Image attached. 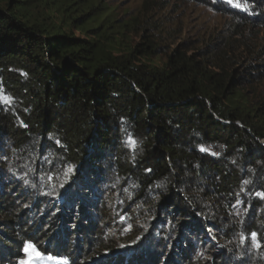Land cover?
Returning <instances> with one entry per match:
<instances>
[{"label": "trees", "instance_id": "16d2710c", "mask_svg": "<svg viewBox=\"0 0 264 264\" xmlns=\"http://www.w3.org/2000/svg\"><path fill=\"white\" fill-rule=\"evenodd\" d=\"M15 2L0 8V264L27 242L75 264H264V103L242 104L264 84V37L243 35H264V0H227L232 33L162 66L148 2L129 23L144 43L121 55L109 18L72 3L48 25V0Z\"/></svg>", "mask_w": 264, "mask_h": 264}, {"label": "rangeland", "instance_id": "374dc122", "mask_svg": "<svg viewBox=\"0 0 264 264\" xmlns=\"http://www.w3.org/2000/svg\"><path fill=\"white\" fill-rule=\"evenodd\" d=\"M146 2L156 12L154 18H159V21L164 24L163 27L169 31L168 39H163L158 43L162 49L157 50L156 55H159L158 57L156 55L153 56L155 65H164L163 57L165 56L161 57V55L172 52L183 43H188L193 49L198 51L205 49L207 44L213 39H218L217 41H219L233 31L234 23L232 20L227 14L218 10L221 7L227 10V0H48L50 11L47 17L51 15L52 19L48 20L47 24L55 22L60 25L65 19L60 9H64L65 6H69L72 3H75V6L71 8L73 12L79 11L82 13L84 11L83 20L85 21L94 15H99L102 20L111 18L110 22L109 19L107 20L109 25H114V30L110 34H113L117 41L116 53L121 55L144 43L141 29L131 26L129 23L133 22L136 16L143 11V4ZM10 4L15 5V0H0V8L7 9ZM233 5L236 6L237 4H230V6ZM43 9L44 7L37 10L31 8L29 11L31 14L36 15L39 11L43 13ZM99 24L91 26V29L99 27ZM65 30L79 38H92L94 33L86 34L84 30L70 24L65 26ZM243 35L251 43H259L264 37L262 33H257L256 30H246ZM235 39H240V37L236 36ZM244 93L246 94L245 101L243 100L242 102L243 105L264 103V84L252 91L246 89ZM1 97L2 102H9L3 95ZM261 143L264 144V140ZM129 146L133 148L132 143ZM18 187L15 189H18ZM26 188H22L23 191L25 190V193L21 195L22 198L25 197L23 203L31 202L32 204L35 199L39 198L40 193L31 187L28 190ZM49 202L56 204L55 197L49 196ZM121 221L122 218L120 217L118 219L120 227H122L123 223ZM45 251V249H40L34 243L27 242L21 256L12 264H75L59 254L52 253L50 255ZM219 253L221 252L219 251Z\"/></svg>", "mask_w": 264, "mask_h": 264}]
</instances>
